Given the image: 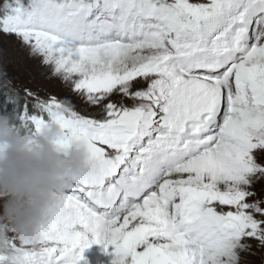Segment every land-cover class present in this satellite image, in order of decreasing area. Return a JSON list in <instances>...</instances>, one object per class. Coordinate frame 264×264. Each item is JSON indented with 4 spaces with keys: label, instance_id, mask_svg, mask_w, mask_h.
Instances as JSON below:
<instances>
[{
    "label": "snow or ice",
    "instance_id": "snow-or-ice-1",
    "mask_svg": "<svg viewBox=\"0 0 264 264\" xmlns=\"http://www.w3.org/2000/svg\"><path fill=\"white\" fill-rule=\"evenodd\" d=\"M3 37L64 95L14 87ZM9 108L99 164L57 194L36 246L10 244L15 264H80L91 244L111 264H249L264 249V0H0Z\"/></svg>",
    "mask_w": 264,
    "mask_h": 264
},
{
    "label": "clouds",
    "instance_id": "clouds-1",
    "mask_svg": "<svg viewBox=\"0 0 264 264\" xmlns=\"http://www.w3.org/2000/svg\"><path fill=\"white\" fill-rule=\"evenodd\" d=\"M63 134L50 121L38 134L0 114V257L15 264L9 238L20 246H36L41 226L69 179L98 174L84 143L59 146Z\"/></svg>",
    "mask_w": 264,
    "mask_h": 264
},
{
    "label": "rangeland",
    "instance_id": "rangeland-1",
    "mask_svg": "<svg viewBox=\"0 0 264 264\" xmlns=\"http://www.w3.org/2000/svg\"><path fill=\"white\" fill-rule=\"evenodd\" d=\"M3 46L7 49V62L4 64L9 76L12 78V84L17 88H30L33 91L39 92L41 95L46 93L63 96L64 93L60 88L59 82L48 78L46 68L40 66L36 60H31L27 57L21 59L17 53L18 45L13 37H3ZM9 238L17 247L20 246L19 240L9 233ZM89 239L91 237L89 236ZM83 252V259L91 260L86 253ZM254 256H249V264H264V249H256ZM105 258L99 257V264H111L113 256L110 254ZM82 259V260H83Z\"/></svg>",
    "mask_w": 264,
    "mask_h": 264
},
{
    "label": "bare ground",
    "instance_id": "bare-ground-1",
    "mask_svg": "<svg viewBox=\"0 0 264 264\" xmlns=\"http://www.w3.org/2000/svg\"><path fill=\"white\" fill-rule=\"evenodd\" d=\"M112 251L109 248L107 251L105 250L102 244H91L88 248H86L83 252L87 251V255L91 257V260L83 259L81 260L80 264H99V257H106L109 255V251Z\"/></svg>",
    "mask_w": 264,
    "mask_h": 264
},
{
    "label": "trees",
    "instance_id": "trees-1",
    "mask_svg": "<svg viewBox=\"0 0 264 264\" xmlns=\"http://www.w3.org/2000/svg\"><path fill=\"white\" fill-rule=\"evenodd\" d=\"M26 2H27V0H26ZM0 113L2 115L9 117L14 123L19 124V121L17 119V114L15 112H13L10 108L6 109V110H0Z\"/></svg>",
    "mask_w": 264,
    "mask_h": 264
}]
</instances>
